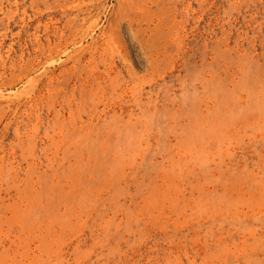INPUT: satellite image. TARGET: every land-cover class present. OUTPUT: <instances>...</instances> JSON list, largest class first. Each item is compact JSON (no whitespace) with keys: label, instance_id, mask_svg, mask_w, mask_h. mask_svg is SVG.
<instances>
[{"label":"rangeland","instance_id":"obj_1","mask_svg":"<svg viewBox=\"0 0 264 264\" xmlns=\"http://www.w3.org/2000/svg\"><path fill=\"white\" fill-rule=\"evenodd\" d=\"M0 264H264V0H0Z\"/></svg>","mask_w":264,"mask_h":264}]
</instances>
